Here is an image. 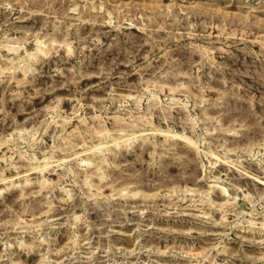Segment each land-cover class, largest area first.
Masks as SVG:
<instances>
[{"label":"rangeland","instance_id":"1","mask_svg":"<svg viewBox=\"0 0 264 264\" xmlns=\"http://www.w3.org/2000/svg\"><path fill=\"white\" fill-rule=\"evenodd\" d=\"M36 39L0 69V264H264V0H0Z\"/></svg>","mask_w":264,"mask_h":264},{"label":"bare ground","instance_id":"2","mask_svg":"<svg viewBox=\"0 0 264 264\" xmlns=\"http://www.w3.org/2000/svg\"><path fill=\"white\" fill-rule=\"evenodd\" d=\"M70 49V48H68ZM47 45L42 39H36L35 46L32 49H27L25 45L17 42V43H9V42H1L0 43V60L6 61L8 60L10 65L8 66H0V69L3 70H9L15 67L17 63H22L21 67H24L26 69H35L34 66L31 64V60L37 58V54H43L45 55L47 53ZM19 54L18 57L14 58V55ZM19 60V61H17ZM175 133L174 135H176ZM178 135V134H177ZM180 138H185L184 135H178ZM89 142V141H88ZM84 143V141H83ZM100 142L92 144L91 146H87V150L97 151L100 149L98 146H100ZM78 147H83L79 146ZM85 148V147H84ZM262 150L259 146L252 148V154H257ZM83 151V150H82ZM264 157V153H263ZM78 160L80 161L81 165H85L88 160L84 159L82 157H79ZM49 165L48 162L43 163L41 169H45ZM1 171V170H0ZM48 179L46 177H43V182H46ZM261 182L264 183V180H261Z\"/></svg>","mask_w":264,"mask_h":264}]
</instances>
